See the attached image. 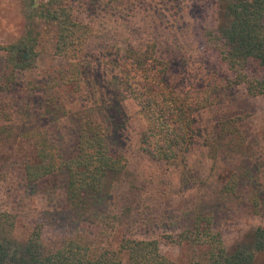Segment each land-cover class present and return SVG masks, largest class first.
<instances>
[{
    "label": "rangeland",
    "instance_id": "1",
    "mask_svg": "<svg viewBox=\"0 0 264 264\" xmlns=\"http://www.w3.org/2000/svg\"><path fill=\"white\" fill-rule=\"evenodd\" d=\"M66 1L91 32L79 76L62 84L66 59L53 53L51 24L34 19L25 0H0V214L12 216V236L24 240L37 228L46 246L80 237L110 247L119 236L152 237L173 264H186L184 245L163 234L189 224L193 212L211 216L226 248L264 227V94L247 95L242 84L213 88L209 104L193 114L185 151L167 164L138 149L144 123L120 87L119 66L128 53L150 49L177 93L211 76L229 77L201 37L203 27L222 19L217 0ZM28 33L35 39L31 52L24 45ZM83 113L102 126L110 149L126 163L103 194L73 208L63 171L27 182L22 165L41 136L71 156ZM230 176L236 179L231 194L221 189ZM255 264H264V250Z\"/></svg>",
    "mask_w": 264,
    "mask_h": 264
},
{
    "label": "trees",
    "instance_id": "2",
    "mask_svg": "<svg viewBox=\"0 0 264 264\" xmlns=\"http://www.w3.org/2000/svg\"><path fill=\"white\" fill-rule=\"evenodd\" d=\"M25 1L34 19L51 24L53 53L66 59L57 83L75 81L91 32L89 26L74 19L66 0ZM217 6L222 19L212 27H203L201 37L205 47L216 52L229 77L211 76L204 85H191L177 93L165 82L164 64L152 49L144 55L128 53L127 61L119 66L120 87L135 102L144 123L137 147L153 160L178 162L193 133V114L209 104L213 88L242 84L247 95L264 94V0H217ZM26 40L24 45L31 52L35 39L28 33ZM125 163L122 153L110 149L102 126L83 113L78 118L71 156L64 158L41 136L32 158L23 161L22 170L27 182L63 171L68 204L82 208L105 192L108 180L119 175ZM235 185L236 179L230 176L221 189L231 194ZM13 226L12 216L1 213L0 264H173L152 237L119 236L115 247L94 246L90 240L67 237L46 246L37 228L24 240H17L12 236ZM106 231L104 225L101 234ZM163 237L184 245L188 251L186 264H255L256 254L264 250V227H255L248 240L226 248L211 216L202 211L193 212L189 224Z\"/></svg>",
    "mask_w": 264,
    "mask_h": 264
}]
</instances>
